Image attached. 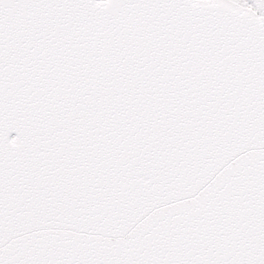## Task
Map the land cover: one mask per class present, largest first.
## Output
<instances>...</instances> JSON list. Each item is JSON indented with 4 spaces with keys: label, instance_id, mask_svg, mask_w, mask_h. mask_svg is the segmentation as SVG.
Wrapping results in <instances>:
<instances>
[{
    "label": "snow or ice",
    "instance_id": "snow-or-ice-1",
    "mask_svg": "<svg viewBox=\"0 0 264 264\" xmlns=\"http://www.w3.org/2000/svg\"><path fill=\"white\" fill-rule=\"evenodd\" d=\"M0 264H264V0H0Z\"/></svg>",
    "mask_w": 264,
    "mask_h": 264
}]
</instances>
